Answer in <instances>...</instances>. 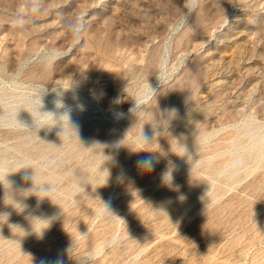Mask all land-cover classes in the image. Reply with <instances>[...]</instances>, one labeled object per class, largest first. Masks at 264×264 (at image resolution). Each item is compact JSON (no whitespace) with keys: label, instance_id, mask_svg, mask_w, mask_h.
<instances>
[{"label":"rangeland","instance_id":"374dc122","mask_svg":"<svg viewBox=\"0 0 264 264\" xmlns=\"http://www.w3.org/2000/svg\"><path fill=\"white\" fill-rule=\"evenodd\" d=\"M0 264H264V0H0Z\"/></svg>","mask_w":264,"mask_h":264},{"label":"clouds","instance_id":"9594fccd","mask_svg":"<svg viewBox=\"0 0 264 264\" xmlns=\"http://www.w3.org/2000/svg\"><path fill=\"white\" fill-rule=\"evenodd\" d=\"M67 31H69L74 40L76 42H79L81 35L83 33V31L85 30V23L83 18H76L75 20H71L68 21L65 25ZM141 163L145 166H150L151 165V161L150 160H145V161H141ZM49 190H41V192L47 193Z\"/></svg>","mask_w":264,"mask_h":264}]
</instances>
